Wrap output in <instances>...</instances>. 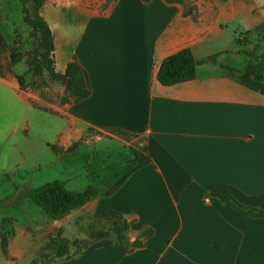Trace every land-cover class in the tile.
Masks as SVG:
<instances>
[{"label":"crops","instance_id":"crops-1","mask_svg":"<svg viewBox=\"0 0 264 264\" xmlns=\"http://www.w3.org/2000/svg\"><path fill=\"white\" fill-rule=\"evenodd\" d=\"M198 16L165 0H114L105 11L88 12L76 45L58 39L66 48L60 59L58 30L51 27L57 70L78 64L91 91L88 99L60 105L59 111L38 103L32 90H21L17 77L27 66L11 61L17 31L0 19V181L10 146L30 140L41 124L55 133V144L43 137L48 147L116 142L125 149L147 146L152 157L138 170L127 157L110 184L128 177L123 186L81 209L91 208L97 218L109 210L121 213L133 222L131 243L153 230L144 245L125 253L114 242L101 241L54 264H264V219L246 217L209 195L227 191L241 204L264 210V96L244 87L241 70L229 65L237 51L231 58L225 53L231 50L214 46L224 32L222 15ZM186 48L199 62L196 79L162 86L161 64ZM216 54V63H202ZM114 130L135 138L126 142ZM29 203L1 209L13 214H0V264H21L41 253L55 233L59 222L30 210Z\"/></svg>","mask_w":264,"mask_h":264},{"label":"rangeland","instance_id":"rangeland-1","mask_svg":"<svg viewBox=\"0 0 264 264\" xmlns=\"http://www.w3.org/2000/svg\"><path fill=\"white\" fill-rule=\"evenodd\" d=\"M113 1L45 0L43 17L50 27L58 30L57 43H59L58 39L63 37L68 41L67 44L76 45L78 33L83 24L87 22L86 15L88 12L93 10L105 11ZM172 1L181 2L186 10L193 13L197 12L198 17L203 16L215 20L220 14L222 15L221 26L224 32L218 38L216 37L214 46L216 49L231 50V53L227 54L229 57L237 51V60L230 62L229 65H234L243 72L250 63L259 64L263 60L264 44L261 43L259 28L264 24V0ZM0 19L13 23L17 31L14 35L15 43L18 42L20 51L28 53L31 50L32 41L29 37L30 29L23 20L21 0H0ZM239 38L244 40L247 49L254 52L259 60L239 53L241 47L236 43ZM65 50L66 48L59 43L58 58L63 55ZM26 80L29 82L30 77H26ZM32 91L37 95V101L41 105L55 111L62 107L60 106V99L64 94L62 85L48 81L47 88ZM54 127L56 132L59 127L57 124ZM38 131L39 133L30 140L26 139L21 143L15 142L10 146V154L4 162L6 173L3 175V181H0V197L3 199L12 196L15 193V188L19 185L38 188L55 181L65 182L66 188L72 192H84L92 186L97 189L98 195H102L111 188L110 184L115 179L114 175L123 171L121 168L122 161H125L127 157L133 158L130 149H125L116 142L112 144L102 143L93 147L92 145H84V141V144L72 153H54L47 146L43 137L47 135L52 138L49 142L55 144L56 139L53 138L55 133L51 132L50 129L45 130L43 124L39 125ZM30 202V210L42 212L32 201ZM81 209L72 212L62 221L59 220V223H54L55 233L52 237L60 235L71 241H85L89 239L91 233L105 228L104 223L99 221L102 215L97 218L91 208L82 211ZM19 210L22 211L23 215L28 213L24 208ZM12 211L0 209V214H13ZM39 256L43 257L40 258ZM51 260L50 252L42 251L36 255L27 256L21 264H31L32 261L33 264H49Z\"/></svg>","mask_w":264,"mask_h":264},{"label":"trees","instance_id":"trees-1","mask_svg":"<svg viewBox=\"0 0 264 264\" xmlns=\"http://www.w3.org/2000/svg\"><path fill=\"white\" fill-rule=\"evenodd\" d=\"M152 0H143L150 3ZM167 3H174L172 0H165ZM181 4V2H175ZM22 15L25 24L30 29L29 37L32 41L31 50L28 53L20 51L18 42L14 43L11 49V61L13 65L25 62L27 71L24 75L18 76L22 91L43 89L48 87V81L60 84L64 87V94L60 99V105L78 104L91 96V91L87 87L82 68L76 63H70L64 72L57 70L55 61V37L52 28L43 17L45 0H21ZM188 14V12H186ZM261 43L264 44V24L259 28ZM241 47L240 54L251 58L259 57L254 52L247 49L246 43L242 39L236 40ZM230 53V52H225ZM220 54L208 57L202 63H216ZM259 64L250 63L245 70L240 72L241 84L249 90L260 93L264 96V56ZM191 49L186 48L178 53L166 58L161 64L157 80L165 87L174 86L181 83L191 82L196 79L197 66ZM26 77H30L27 82ZM38 109L56 114L44 107L35 105ZM113 133L126 142H131L135 136L121 131L114 130ZM84 144V140L73 144L67 150L56 145H49L54 153L69 154L76 151ZM133 155L132 162L136 169L144 168L152 163V157L147 146L132 145L130 147ZM128 177L120 180L113 187L104 193L105 197L114 195L126 182ZM219 199L223 204L238 210L241 214L252 219H264V210L247 207L237 201L231 193L222 190H213L209 194ZM98 196L96 188L90 186L84 192H72L66 188L65 182L55 181L38 188L22 185L15 188V193L0 201V209H9L19 203L32 201L49 218L59 221L83 208L91 198ZM100 222L105 228L91 233L89 239L85 241L69 240L60 235L51 237L48 243L43 246L42 251L50 252L52 260L49 264L76 258L84 253L90 246L101 241H112L117 246L124 248L125 253H130L144 245V241L153 235V230H146L140 239L131 243L129 233L133 222L128 221L121 213L109 210L102 214ZM3 252L7 250V239L1 237ZM40 258L43 256H39ZM46 260V259H45Z\"/></svg>","mask_w":264,"mask_h":264},{"label":"built area","instance_id":"built-area-1","mask_svg":"<svg viewBox=\"0 0 264 264\" xmlns=\"http://www.w3.org/2000/svg\"><path fill=\"white\" fill-rule=\"evenodd\" d=\"M206 202H209V198L206 199Z\"/></svg>","mask_w":264,"mask_h":264}]
</instances>
